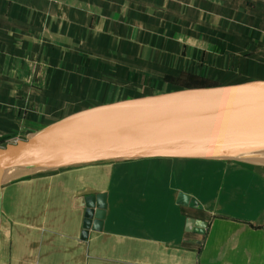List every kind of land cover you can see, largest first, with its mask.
I'll list each match as a JSON object with an SVG mask.
<instances>
[{"label": "crops", "instance_id": "0c3cea01", "mask_svg": "<svg viewBox=\"0 0 264 264\" xmlns=\"http://www.w3.org/2000/svg\"><path fill=\"white\" fill-rule=\"evenodd\" d=\"M251 80L264 0H0V146L104 103ZM0 264H264V162L20 169L1 186Z\"/></svg>", "mask_w": 264, "mask_h": 264}, {"label": "water", "instance_id": "95a60500", "mask_svg": "<svg viewBox=\"0 0 264 264\" xmlns=\"http://www.w3.org/2000/svg\"><path fill=\"white\" fill-rule=\"evenodd\" d=\"M147 156L264 162V80L104 103L2 145L0 212L1 186L16 170ZM98 197L96 217L101 219L106 193ZM187 197L181 193L180 200L186 202ZM80 199L87 204L86 233L94 215L95 196ZM188 223L204 225L194 219Z\"/></svg>", "mask_w": 264, "mask_h": 264}, {"label": "bare ground", "instance_id": "6f19581e", "mask_svg": "<svg viewBox=\"0 0 264 264\" xmlns=\"http://www.w3.org/2000/svg\"><path fill=\"white\" fill-rule=\"evenodd\" d=\"M17 171H19V170H16V171H14V172H11L7 177H6V179H9L12 175H14L15 174V172H17Z\"/></svg>", "mask_w": 264, "mask_h": 264}, {"label": "rangeland", "instance_id": "374dc122", "mask_svg": "<svg viewBox=\"0 0 264 264\" xmlns=\"http://www.w3.org/2000/svg\"><path fill=\"white\" fill-rule=\"evenodd\" d=\"M6 145V144H5Z\"/></svg>", "mask_w": 264, "mask_h": 264}]
</instances>
